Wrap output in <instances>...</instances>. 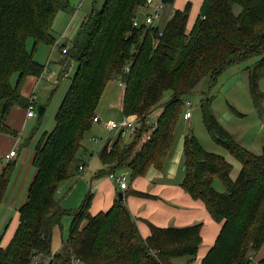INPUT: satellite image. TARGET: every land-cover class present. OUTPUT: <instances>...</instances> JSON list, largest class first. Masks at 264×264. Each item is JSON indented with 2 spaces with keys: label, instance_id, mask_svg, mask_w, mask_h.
I'll list each match as a JSON object with an SVG mask.
<instances>
[{
  "label": "trees",
  "instance_id": "1",
  "mask_svg": "<svg viewBox=\"0 0 264 264\" xmlns=\"http://www.w3.org/2000/svg\"><path fill=\"white\" fill-rule=\"evenodd\" d=\"M104 1L101 9L85 15L71 39H64L65 67L70 57L78 68L55 114V128L42 133L33 151L35 175L14 230L10 231V221L0 234V264H176L182 257L187 258L184 264L197 262L202 221L159 227L147 220L150 233L142 235L127 198H158L147 191L129 187L123 199L117 192L114 204L97 213L90 210L92 192L73 209L65 208L57 193L79 170L82 142L95 124L93 118L111 81L126 84L123 114L136 115L138 121L130 141L120 132L110 149L108 144L103 146L99 156L104 168L98 174L128 176V172L132 182L152 168L168 169L185 120V99L205 76L217 81L232 65L258 57L247 69L252 97L259 102L258 78H264V0H204L191 26V1L178 9L173 8L176 0H164L165 8L172 9L162 26H149L145 17L141 19L147 0ZM76 10L70 0H0L1 134L19 136L7 120L15 107L28 108L22 93L26 79L45 70L46 65L36 60L38 49L58 43L61 34L53 27L58 13L74 15ZM139 16V25L134 26ZM30 39L32 49L27 45ZM168 92L170 98L162 101ZM211 105L208 97L202 101L203 122L214 141L242 167L234 179L233 164L225 155L204 148L191 128L185 133L180 186L202 202L221 226L200 264H253L264 247V148L257 154L242 146L212 114ZM159 109L157 123L148 124L149 116ZM14 165V161L3 165L0 156V205ZM217 180L223 184L221 191L215 187ZM66 216L72 218L69 235L54 252V230L63 227ZM257 264H264V257Z\"/></svg>",
  "mask_w": 264,
  "mask_h": 264
},
{
  "label": "rangeland",
  "instance_id": "2",
  "mask_svg": "<svg viewBox=\"0 0 264 264\" xmlns=\"http://www.w3.org/2000/svg\"><path fill=\"white\" fill-rule=\"evenodd\" d=\"M70 2H72V4L76 5L77 7L74 17L72 15L64 13L63 11L58 13V14L62 13L65 18L68 17L69 21L72 19L69 22V23L73 22L72 25L75 23L74 26L72 27L68 25V28L64 31L65 33L69 32V34L67 35L69 39H71L77 33L76 31L80 26V24L82 23L83 19L85 18V15L89 13L92 9H96V10L101 9L105 1L104 0H70ZM169 8L170 7H167L162 12L163 14L162 18L160 20H157L155 26L157 25L162 26L163 24L166 23L167 19L170 16ZM166 14H167V19L165 18ZM144 17H145V13H142L141 19ZM164 18L165 21L162 22ZM57 19L58 17L56 18V20ZM59 32L60 34H62V30H60ZM64 42H65L64 39L59 38L58 43L53 45L52 47L42 44L39 47L36 55V60L46 65L45 70L43 71L44 77L50 76L51 77L50 79H52L54 78L56 73L57 78L54 81H50L49 83H47L45 85L46 87H43L45 81H42V83L40 84L39 89L36 91L38 92L36 99V106L38 107L42 104L45 107H47V110H45L41 118L38 119V109H37L36 116L33 118H29L26 128L23 131H20V133H22L23 136H20V139L16 144L19 145L17 147V151L19 153L16 155V157L12 159V161L15 162L14 165L15 169L13 171L11 184L9 186L7 195L9 191L13 188V186L15 184H18L16 188L13 189L9 201L13 199L12 194L14 192L15 194L18 195L17 203L20 205L23 204V200L25 198L24 196L27 192L30 181L33 179L32 177L36 171L35 167L32 166V159L34 155L33 151L38 141L41 139L42 133L45 131L51 132L55 128L56 125L55 114L57 113L60 107L59 105L61 104L63 98L65 97L69 85L71 84L74 74L78 68V63L74 62L70 66L69 71H65L66 68L64 62L65 54L62 51L63 49L62 45L65 44ZM27 45L29 49H32L33 40L31 39L28 40ZM258 59L259 58L257 57L239 63L237 65H232V67L226 69L224 73L218 77L217 81L213 80L212 77L209 75L205 76L203 80H201V82L195 87L193 93L189 94L188 97H186L185 99V103L186 102L192 103V105H190L192 116L190 117L189 120H183V122L181 123L180 129L178 131L179 133L178 142L182 140L183 135L187 132L189 128H191L193 132H195V134L197 135L201 145L204 148L208 149L209 151L219 154L221 153L226 157H229L233 161L235 167L238 163L240 164V161H238L236 157H233L229 151H227L223 146H221L220 144L218 145L214 141L212 135L210 134V132H208L203 122L201 104L202 101L208 97L211 99L212 102L211 105L212 114L215 117H217L220 120V122L224 125V127L233 134L236 140H238V142L242 146H245L247 149H250L257 154H260L262 152L264 148V78L263 77L258 78V86H259L258 91L260 94H262V96L259 97L258 100L259 102H257L252 97L251 86L249 85L250 71L247 69V66L253 65ZM49 62L51 63L50 68L48 67ZM16 80H17L16 75H14L13 83H15ZM120 82H122V80H114L109 82L110 84L108 83L109 86L108 84L107 86L109 87V89L113 90V98L114 101L117 102V104H114V110L112 111L114 113L113 120L123 121L124 118H126L123 114V105H122L125 90L120 86L119 84ZM170 96H171L170 92L166 93L162 101L168 100ZM102 97L105 98L107 97L106 98L107 101L113 100L112 97L109 95H104ZM103 103L105 105L104 100ZM106 105L108 107H112V104H110L109 102H107ZM187 108L188 107H186V109ZM110 110H111L110 108H107L105 112H109ZM160 112L161 109L151 114L148 118V124L152 126L156 124ZM135 116L136 115H129V117L127 118L130 119V118H134ZM105 122L106 121L102 122L105 129V132L104 133L102 132L103 137L98 140L92 139L93 143H90L94 145V149L101 148V146L103 147L102 144L103 140L109 136L108 135L109 133L113 134L114 136L115 133L117 135L118 133L122 132V131H117L116 129L115 131H109L105 125ZM123 134L125 136L124 139L126 141L127 140L130 141L133 137L131 136L132 134L130 130L124 131ZM87 142L88 141L85 137L84 141L82 142V147L83 145H86ZM7 162H9V160L3 158V165H6ZM183 167H184V162L181 164V166H179V170L177 171V175H176L177 178L174 183L183 181V175H184ZM81 171L85 172L86 167L84 170ZM126 173L128 174V177L130 179V174L128 172ZM235 173L236 170L234 174ZM75 180L79 181L78 184L82 185V187L85 189L84 190L85 196L81 198V190L78 191L79 190L78 187H74L68 193L67 187L68 185H70V183L69 181L66 180L67 182H65L62 185V188L58 196H61V198L64 197L63 202L68 209L79 208L83 204L84 200L87 198V194L91 192L90 187L86 183L87 181L84 178H80V179L78 178ZM131 182L132 180L130 179L129 183ZM215 187L219 191L224 189L221 180L220 181L217 180L215 182ZM117 188H118L117 192L123 191L120 189L119 185H117ZM131 188L136 189L133 184H131ZM130 196L132 195H129V197ZM159 196L160 197L158 198V200L160 202H164L168 205H171L170 200H168L163 195H159ZM127 206L129 207L128 203ZM71 219H72L71 217L66 216L63 219V227L58 225V227L55 228L53 235L54 250L58 251L57 249L59 248V246H61V241H62L60 239L61 235H63L64 239L68 237ZM37 260L43 261L41 258H38ZM49 260H50L49 258L44 259L45 262H48ZM186 260L187 258L182 257V258H178V260H176L175 262L176 264H184Z\"/></svg>",
  "mask_w": 264,
  "mask_h": 264
},
{
  "label": "crops",
  "instance_id": "3",
  "mask_svg": "<svg viewBox=\"0 0 264 264\" xmlns=\"http://www.w3.org/2000/svg\"><path fill=\"white\" fill-rule=\"evenodd\" d=\"M188 1H191L193 3V8L191 12L192 16H191V21H190V26H191L195 22L198 15L200 14L199 12H200V9H201V6L204 0H176L173 8H178V9L184 8ZM171 9L172 7L169 8L170 16H171ZM74 15L72 16L74 17ZM57 17L58 19L55 22L54 29L58 32L62 30V34L60 38L66 39L68 38L67 35L69 34V32L65 33L64 31L68 28V25L72 27L74 26L75 23L73 25H72L73 22L69 23L72 19L69 21L68 17L65 18L62 13L58 14ZM165 18L167 19V14ZM165 18L162 20V22L165 21ZM50 64L51 63L49 62V65H48L49 68H50ZM56 75L57 74L55 73V76L52 79H50L51 78L50 76L44 77V75L39 76V77H28L22 88V93L24 97L27 99V101H28V96L31 93L33 92H35L36 94L38 93L36 91L39 89L42 81H45V84L43 85V87H46L45 85L47 83H49L50 81H54L57 78ZM108 86L106 87L105 89L106 91L103 94V96L104 95L111 96L113 99L112 100L113 102L107 101L106 100L107 97L101 98V101L99 103V108L97 111L98 113L97 116L100 118L101 121L98 123H95L93 128L85 134L86 135L85 137L88 142L86 145H83L80 153L78 154L79 158L77 157L78 168L80 167V165H85L86 171L82 172L80 169L76 170L77 169L76 168L72 172V175L67 179V181H69L70 183V185H68L67 187L68 193L74 187H78L79 188L78 191L81 190V198L85 196L84 194L85 189L82 187V185H79L78 184L79 181H76L75 179L84 178L87 181L86 183L89 185L90 191L94 195L92 205L90 207V210L93 213H97L102 210H108V208H110L114 204L115 198L117 196V191H118L117 185H119L117 184L118 182L116 183L112 179H109L108 175L106 177V176H103L102 174L100 175L98 174V172L102 168H104V165L101 163L100 156H99L101 149L103 147L101 146V148L94 149V145L90 144V143H93L92 139L94 138L100 139L103 137L102 132L104 133L105 129H104L102 122L110 121L114 119V113L112 111L114 110V104H117V102L114 101L113 90L109 89ZM103 100L105 101V105L103 103ZM107 102L112 104V107H108L106 105ZM107 108H110L111 110L109 112H105ZM46 110H47V107H46ZM29 118H33V117L27 116L26 107L23 108V107L18 106L14 108V111L12 112L11 116L7 120V123L10 127L14 128L15 130L19 132V136L15 137L13 135L0 133V156L2 158L5 159V155L9 154L12 149H15L17 154L19 153L17 151V147L19 145H16V144L19 141L20 136H23L22 133H20V131H23L26 128ZM108 135L109 136L106 138L107 141L104 142L103 140L102 144L104 146L107 143L112 144L113 141H115L117 137L116 133L114 134V136L111 133H109ZM184 136L185 134L183 135L182 140H180V142L177 143L176 151L170 162L171 164L166 171L160 172L156 170L155 168H152L149 170V172L146 174L145 177H136L133 182L129 183V187H131V184H133L137 190H140L143 192L147 191L157 196L158 198L160 197L159 195H163L164 197H166L168 200L171 201V205H168L164 202H160L158 198H155V199L149 198V197L142 198V197L135 196V195L128 197L127 203L129 205V208H131V211L137 217V223H139L140 230L144 237L148 236V234L150 233V226L148 225V223H146L147 220H149L150 222L154 223L155 225L159 227H162V226L163 227H167V226H175V227L181 226L182 227V226L192 225V223H195V222H201V221L204 222L205 224L202 229L203 244L199 250L200 253H199V256L196 262V264H200L201 259L208 253V250L214 244L221 226L219 223H217L216 221L212 219L211 215L209 214V211L203 205L202 202L194 200L192 197H190L189 194H187L181 188L180 186L181 182L174 183L177 178L176 175H177V171L179 170V166H181V164L183 163L182 161H183V151H184V147H183ZM226 158L233 164V161L229 157H226ZM12 159L9 161H12ZM241 167H242L241 162L240 164L238 163L236 167L233 164V171L231 173V176H233L234 179L237 177V174L239 173ZM235 170H236V173L234 174ZM67 181L65 180V182ZM17 185L18 184H15L13 188L9 191L8 195L6 194L5 201L0 205V234L4 232L6 228L5 226L10 221H11L10 231L14 230L15 228L14 226L18 223V220H19L20 212H18V210L20 206H22L27 201L28 189L24 196L25 198L23 200L22 205L17 203L18 195L15 194L14 192L12 194L13 199L9 201L11 193L13 189L16 188ZM62 185L59 188L57 196L60 193ZM58 197L61 199L62 205L65 208H67L63 202L64 197L62 198L61 196H58ZM60 239L62 240L61 241V246H62L63 241H64L63 235H61ZM61 246H59V248ZM59 248L57 250H59ZM53 251L56 252V250L54 249ZM263 257H264V247L259 253L256 254L253 264H257V261Z\"/></svg>",
  "mask_w": 264,
  "mask_h": 264
},
{
  "label": "built area",
  "instance_id": "4",
  "mask_svg": "<svg viewBox=\"0 0 264 264\" xmlns=\"http://www.w3.org/2000/svg\"><path fill=\"white\" fill-rule=\"evenodd\" d=\"M165 9V2L164 0H147L146 2V8L141 10V12L139 13L140 16H142V13H145V19H146V23L149 26H155L157 20H160L162 18V12ZM140 16L138 18H136L134 20V26H138L139 22H140ZM163 32L161 31L160 34H162ZM67 52V49H64V53ZM127 72L130 70V65H128L125 69ZM44 75V74H42ZM120 86L124 89L126 87V84L122 81L119 83ZM36 99H37V94L35 92L31 93L28 96V108H27V116L28 117H35L36 116V112L37 109L39 107L36 106ZM187 103V109L184 113L183 118H185V120H189L190 117L192 116V111H191V107L190 105H192V103L190 102H186ZM94 122H100V118L98 116H95L93 118ZM137 117L135 116L134 118H124L123 121H119V120H110V121H106L105 125L107 127V129L109 131H115V129L117 131H126V130H130L131 132H134L136 130L137 127ZM157 126V125H156ZM156 126L154 127V129H156ZM116 131V132H117ZM94 140H98V138H94ZM107 139H104V142H106ZM109 146L108 148H111V143H107ZM104 146V145H103ZM17 155V152L15 151V149H12L11 152L9 154L5 155V159L6 160H11L13 157H15ZM80 170H84L85 169V165H80L79 167ZM109 179H112L115 182H118L120 188L124 191L127 190L129 188V179L128 176L124 173H112L108 175Z\"/></svg>",
  "mask_w": 264,
  "mask_h": 264
},
{
  "label": "water",
  "instance_id": "5",
  "mask_svg": "<svg viewBox=\"0 0 264 264\" xmlns=\"http://www.w3.org/2000/svg\"><path fill=\"white\" fill-rule=\"evenodd\" d=\"M263 36H264V32H263ZM67 62V64H66V68H65V70L66 71H69V69H70V66L72 65V59L69 57L68 58V60L66 61ZM39 108H38V119H40V117L44 114V112H45V110H46V107H44L43 105H40V106H38ZM125 147H126V145H125ZM118 194H119V196H120V199H123V197H124V194H123V191H120V192H118Z\"/></svg>",
  "mask_w": 264,
  "mask_h": 264
}]
</instances>
